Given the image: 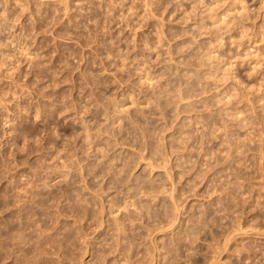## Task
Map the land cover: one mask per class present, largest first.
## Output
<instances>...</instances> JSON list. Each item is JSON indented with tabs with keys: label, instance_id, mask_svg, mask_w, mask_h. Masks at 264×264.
Returning a JSON list of instances; mask_svg holds the SVG:
<instances>
[{
	"label": "clouds",
	"instance_id": "clouds-1",
	"mask_svg": "<svg viewBox=\"0 0 264 264\" xmlns=\"http://www.w3.org/2000/svg\"><path fill=\"white\" fill-rule=\"evenodd\" d=\"M0 264H264V0H0Z\"/></svg>",
	"mask_w": 264,
	"mask_h": 264
}]
</instances>
